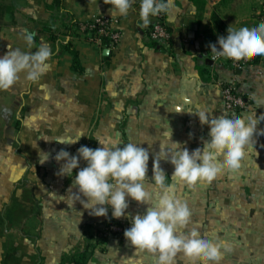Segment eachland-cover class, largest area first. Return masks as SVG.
<instances>
[{"label": "crops", "instance_id": "obj_1", "mask_svg": "<svg viewBox=\"0 0 264 264\" xmlns=\"http://www.w3.org/2000/svg\"><path fill=\"white\" fill-rule=\"evenodd\" d=\"M52 0H0V55L9 49L26 48L21 34L36 33V50L41 43L51 47L52 70L40 82L23 79L10 90L0 91V153L11 146L10 165L0 164V264H62L70 251L82 250L88 241L95 248L86 264H129L138 259L124 236L110 235L97 240L98 227L110 220L131 226V217L144 215L147 205L128 200L129 219L93 216L66 195L76 192L72 178L57 175L63 162L52 157L64 149L76 155L77 149L102 147L98 141L109 138L124 143L147 141L149 162L146 179L152 181V159L159 152L164 133L172 130V140L191 152L210 140L207 125H200L195 112L201 107L213 110V116L264 112V56L241 69L209 59V44L217 36H227L228 27L240 28L257 22L260 0H171L165 13L170 32L168 45L153 44L148 33L154 18L141 27L139 0L127 17H111V5L98 0L97 8L89 0H62V10L78 22L94 18L115 20L119 33L115 48L92 45L77 34L67 33L61 16L48 9ZM7 9V10H6ZM53 11V12H52ZM212 15L217 16L221 25ZM196 23L190 37V22ZM56 27L52 40L43 24ZM70 39L65 43V38ZM235 79L246 105L240 112L224 106L219 83ZM264 129V121L257 125ZM77 143H59L73 140ZM254 149L238 173L218 175L210 183L181 187L172 180L173 166L167 160L159 166L177 184L176 197L191 212L189 227L210 238L231 242L220 264H264V135L253 137ZM37 145V147H36ZM148 148L147 143L140 145ZM39 152L49 154L41 163ZM145 181V187L157 198L158 189ZM81 199H85L81 197ZM107 207V206H106ZM144 264H155V257L144 256ZM63 264H73L63 261ZM177 264H184L177 257ZM199 264V261H197Z\"/></svg>", "mask_w": 264, "mask_h": 264}, {"label": "clouds", "instance_id": "obj_2", "mask_svg": "<svg viewBox=\"0 0 264 264\" xmlns=\"http://www.w3.org/2000/svg\"><path fill=\"white\" fill-rule=\"evenodd\" d=\"M97 8L98 0H89ZM111 5V17H127L136 0H103ZM171 0H139V19L141 27L146 28L151 18L169 11ZM227 36H219L216 43L209 44L212 59L224 58L240 61L253 56H264V20L238 29L228 27ZM36 33L25 29L21 38L28 49L8 46V51L0 55V91H8L23 79L30 84H37L42 77L52 70L53 52L46 43H41L34 52ZM70 37L65 38V43ZM264 106V102L257 107ZM200 125H207L210 140L202 148L189 150L181 142L172 140V130L164 133L159 142V152L152 159V181L146 179L149 162L147 141L124 143L119 139L109 138L98 141L100 148L92 149L81 145L76 155L64 149L54 157L57 163L63 162L57 175L72 178L74 169L79 168L80 161L86 166L80 168L72 178L71 190L66 195L79 202L89 214L97 217L107 216L109 207L113 219H129L126 209L127 198L138 204L147 205L144 215L131 217V226L123 233L124 238L134 248L138 259L129 264H144V256L155 257V264H177V257H183L184 264H220L225 253L233 250L231 242L221 238H210L197 228L189 227L191 212L186 203L175 195L177 184L191 188L197 183H210L218 175L238 173L246 157L248 146L254 149L255 136L264 135V129L257 125L264 121V112L257 116L255 111L247 114H223L213 116V110L201 107L195 112ZM84 136L78 134L73 140H61L59 143H77ZM147 143L148 148L140 145ZM37 147V145H36ZM11 146H6L0 153V164L12 163L8 153ZM40 162L49 159V154L38 153ZM167 160L174 168L172 180L159 166V161ZM145 181L158 189L154 200L152 192L145 187ZM81 197L85 199H81ZM107 206V207H106Z\"/></svg>", "mask_w": 264, "mask_h": 264}, {"label": "built area", "instance_id": "obj_3", "mask_svg": "<svg viewBox=\"0 0 264 264\" xmlns=\"http://www.w3.org/2000/svg\"><path fill=\"white\" fill-rule=\"evenodd\" d=\"M260 5L261 8L256 16L257 22L264 20V0H260ZM153 18L154 22L151 25L148 33L150 40L157 45H168L171 37L170 32L168 31L166 26L165 13ZM115 23V20H110L107 18H94L87 22H80L77 26H75L74 29H72V34H77L78 36L82 37L84 41L92 45L103 47L109 51L115 48L119 41V33L113 27ZM219 36H217V38ZM217 38L215 40V43L217 41ZM261 58L262 56H253L250 58L242 59L240 61H234L224 58L213 60L212 54L210 53L209 55V59L213 62H224L234 70L241 69L242 67L255 63ZM219 85L221 88L226 110L240 112L245 108V99L240 93L235 79H231L229 81H221ZM128 228L129 225L126 223H116L109 227L102 225L98 227L96 236L99 240L102 238L107 239L110 235H119L122 237L124 231Z\"/></svg>", "mask_w": 264, "mask_h": 264}, {"label": "trees", "instance_id": "obj_4", "mask_svg": "<svg viewBox=\"0 0 264 264\" xmlns=\"http://www.w3.org/2000/svg\"><path fill=\"white\" fill-rule=\"evenodd\" d=\"M48 9H55L56 12L61 13V16L66 15V14L69 15L67 12L61 11L62 10V0H52V3L50 5H48ZM212 18L217 24L221 25V21L217 16L212 15ZM79 23L80 22L74 20V18L70 17V15H69L68 20L65 22V27L67 28L66 32L71 33L72 27L77 26ZM43 30H45L49 34V36L52 40L57 39V30H56V27L53 26L52 24H48V23L43 24ZM153 44L156 46L155 43H153ZM114 224H116V223L114 221L110 220L109 222H107L105 224V226L109 227V226L114 225ZM97 240L100 243V242H104L106 239L102 238L100 240L99 239H97ZM94 248H95V245L91 241H88L82 250L70 251L68 254H66L62 258V264H63V261L64 262L70 261L73 264H86L87 261L89 260L90 256L92 255Z\"/></svg>", "mask_w": 264, "mask_h": 264}, {"label": "water", "instance_id": "obj_5", "mask_svg": "<svg viewBox=\"0 0 264 264\" xmlns=\"http://www.w3.org/2000/svg\"><path fill=\"white\" fill-rule=\"evenodd\" d=\"M189 28H190V37H192L193 35V32L195 31V29H196V23L194 22V21H191L190 22V25H189ZM103 55H108V50L107 49H105L104 50V52H103Z\"/></svg>", "mask_w": 264, "mask_h": 264}, {"label": "rangeland", "instance_id": "obj_6", "mask_svg": "<svg viewBox=\"0 0 264 264\" xmlns=\"http://www.w3.org/2000/svg\"><path fill=\"white\" fill-rule=\"evenodd\" d=\"M0 9H2V8H0Z\"/></svg>", "mask_w": 264, "mask_h": 264}]
</instances>
